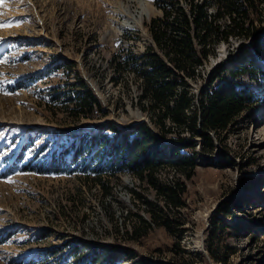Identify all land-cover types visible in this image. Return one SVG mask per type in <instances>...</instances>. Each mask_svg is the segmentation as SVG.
<instances>
[{
    "label": "rangeland",
    "instance_id": "1",
    "mask_svg": "<svg viewBox=\"0 0 264 264\" xmlns=\"http://www.w3.org/2000/svg\"><path fill=\"white\" fill-rule=\"evenodd\" d=\"M192 1L206 2L207 13L216 11L215 0ZM180 9L188 12L190 0L0 4V21L11 22L0 27V264H79L69 254L74 246L81 256L90 251L99 264H121L118 254L127 249L131 264H264V0L250 12L251 36L218 41L202 70L185 78L197 97L217 66L233 69L236 55H247L259 68L236 79L258 101L214 136L211 153L196 146L193 176L185 179L169 167L159 173L162 180L178 177L185 184L184 205L172 215L181 223L178 231L152 225L144 237L131 239L126 231L136 214L149 218L134 191L155 201L154 191L128 172L116 178L96 170L99 156L72 164L67 154L62 171L45 172L51 157L81 136L116 137L110 125L151 126L136 74L112 63L149 49L164 57L149 25L165 10L172 21ZM217 22L227 25L229 17ZM80 82L102 107L92 117H76L69 109ZM162 141L173 142L170 135Z\"/></svg>",
    "mask_w": 264,
    "mask_h": 264
},
{
    "label": "trees",
    "instance_id": "2",
    "mask_svg": "<svg viewBox=\"0 0 264 264\" xmlns=\"http://www.w3.org/2000/svg\"><path fill=\"white\" fill-rule=\"evenodd\" d=\"M259 1L215 0L216 12L209 14L206 2L190 0L189 11L180 9L172 21L168 19L171 15L168 10L164 11L162 18L153 19L149 27L153 40L165 53L164 57L149 49L138 57L131 54L112 63L115 70L129 66L136 74L140 97L147 101L141 109L148 113L151 126L140 123L119 129L110 125L108 129L118 134L116 137L108 133L81 136L77 142L69 143L60 155H53L45 172L62 171L69 165L65 159L67 154L72 164L84 155H88V160H84L88 161L87 164L99 156L96 170L107 169L110 176L116 178L118 174L128 172L144 190L154 191L155 201L134 191L145 202L149 218L136 214L132 229L126 231L131 239L144 237L152 225L173 233L178 231L181 223L172 215L179 214V208L184 205L185 184L178 177L162 180L159 173L169 167L185 179L193 176L198 151L211 153L214 136L224 133L237 117L258 101L252 89L241 86L236 79L242 75H256L259 68L247 55H236L232 59L233 69L217 66L209 76L207 87L197 97L190 92L185 78L197 74V66L213 51L218 41L252 35L254 26L250 12L253 14ZM224 15L229 17L227 25L217 22ZM194 39L199 47L194 46ZM78 87L75 95L69 97L70 111L76 117H92L101 111L99 100L86 89V85L80 82ZM167 135L173 141L170 144L162 141ZM102 147L104 149L100 152ZM159 199L163 200V206L158 204ZM229 210L230 207L222 212L228 213ZM174 245L179 246L178 241ZM79 248L74 246L69 254L79 256Z\"/></svg>",
    "mask_w": 264,
    "mask_h": 264
},
{
    "label": "built area",
    "instance_id": "3",
    "mask_svg": "<svg viewBox=\"0 0 264 264\" xmlns=\"http://www.w3.org/2000/svg\"><path fill=\"white\" fill-rule=\"evenodd\" d=\"M216 12V11H215ZM214 12V13H215ZM209 14H211V13H209ZM198 43H196V41H195V39H194V46L195 47H197L198 45H197ZM199 47V46H198ZM203 62V61H202ZM202 67H203V65L202 64H200V65H198L197 66V68H196V71L198 72L199 70H202ZM209 73V72H208ZM190 90V89H189ZM192 91V90H191ZM190 91V92H191ZM194 92V91H193ZM192 93V92H191ZM78 241V240H77ZM124 249H126V248H124ZM125 251V250H124ZM90 251H87L84 255H79V256H75V258L76 259H78V263L79 264H81L84 260H85V258H86V256L87 255H89L90 253H89ZM82 253V252H81ZM80 253V254H81ZM122 263L124 262V264H127V263H129V264H131L130 263V261H131V259H132V256H131V253L129 252V250L127 249L126 250V252H123L122 250H121V252L118 254V257H117ZM87 261L86 262H84L85 264H99V263H96V261L95 262H93L92 263V260H94L93 259V257L92 256H88V258L86 259ZM121 263V264H122Z\"/></svg>",
    "mask_w": 264,
    "mask_h": 264
},
{
    "label": "snow or ice",
    "instance_id": "4",
    "mask_svg": "<svg viewBox=\"0 0 264 264\" xmlns=\"http://www.w3.org/2000/svg\"><path fill=\"white\" fill-rule=\"evenodd\" d=\"M5 2V0H0V4H3ZM4 13L2 11H0V16H3ZM11 26V22H4V21H0V27H8ZM2 62V61H0Z\"/></svg>",
    "mask_w": 264,
    "mask_h": 264
},
{
    "label": "bare ground",
    "instance_id": "5",
    "mask_svg": "<svg viewBox=\"0 0 264 264\" xmlns=\"http://www.w3.org/2000/svg\"><path fill=\"white\" fill-rule=\"evenodd\" d=\"M219 52H220L221 55H224L225 54L224 48L223 49H220Z\"/></svg>",
    "mask_w": 264,
    "mask_h": 264
}]
</instances>
